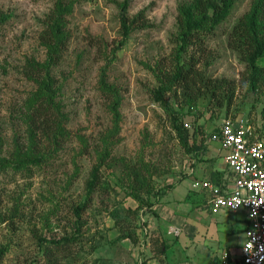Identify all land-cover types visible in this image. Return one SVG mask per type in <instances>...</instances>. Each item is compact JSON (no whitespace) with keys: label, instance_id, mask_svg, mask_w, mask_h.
I'll return each mask as SVG.
<instances>
[{"label":"rangeland","instance_id":"rangeland-1","mask_svg":"<svg viewBox=\"0 0 264 264\" xmlns=\"http://www.w3.org/2000/svg\"><path fill=\"white\" fill-rule=\"evenodd\" d=\"M63 1L72 12L62 22L66 37L50 68L60 105V114L52 113L63 134L47 139L36 133L32 141L24 105L39 75L31 78L28 63L48 61L42 38L57 0H0V10L11 15L0 27V161L9 164L0 171L1 264H167L155 210L163 196L193 178L191 171L195 181H225L228 170L225 176L218 170L223 159L212 154L221 152L210 140L225 118L248 117L264 135V83L254 91L247 63L231 46L254 0H235L231 15L205 37L202 63L210 62L209 76L235 83L234 104L219 110L202 102L191 111L173 93L155 101L153 70L161 61L170 64L179 47V7L192 0H132L124 13L133 19L143 12L144 27L119 50L126 0ZM176 116L197 133L187 143L174 126ZM17 145L43 157L38 166L14 165ZM194 146L200 151L191 152ZM96 167L100 184L87 200L86 182ZM86 201L78 220L77 208ZM185 203L208 211L207 195L192 187ZM129 234L136 242L123 238ZM64 237L76 240L53 258L39 241ZM232 239L231 246L242 235Z\"/></svg>","mask_w":264,"mask_h":264},{"label":"trees","instance_id":"trees-1","mask_svg":"<svg viewBox=\"0 0 264 264\" xmlns=\"http://www.w3.org/2000/svg\"><path fill=\"white\" fill-rule=\"evenodd\" d=\"M131 2L132 0H126L124 5H121L123 12L121 15L122 40L117 50L122 49L128 43L135 29L144 27V24H142L144 22L142 20L143 12L133 19L124 13ZM234 5L235 0H192L190 4L179 7L180 36L177 41L179 47L171 56L170 64L161 61L158 63V67L153 70L159 81V87L153 92L155 101L164 103V95L173 93L174 97L181 101V104L187 106L190 111L199 107L202 102H205L208 107L214 105L219 110L231 108L235 101V83L225 78L209 76L206 67L210 65V62L207 61L204 64L202 59L203 57L206 58L204 56L207 50L205 37L231 15ZM70 12H72L71 4H67L63 0H57L56 9L49 18L48 30L42 38L43 44L48 49V61L46 64L38 63L36 60L28 63L31 74L33 73L31 78L39 75V78H34L38 84V89L24 105L27 113L25 120L29 124L32 141L35 139L36 133L42 134L47 139H55V137L58 139L63 134L58 115L55 112V115L52 113V110H57L60 114V105L56 101V89L50 68L58 61L61 45L66 37L63 33L64 24L62 22L65 21L66 15ZM10 19V14L0 10V27ZM140 20L142 21L140 22ZM231 46L240 52L243 60L247 63L250 85L254 91H258L261 84L264 83V67L260 66V62L264 60V0H254L250 12L235 26L231 35ZM106 88L108 91L113 90L108 85H106ZM119 103L116 100L115 112H118ZM166 109L171 111V108L169 110L166 107ZM184 111L183 108L180 113ZM177 121L176 116L174 117V126L183 141L187 143L196 136L197 133H191L182 124L180 126ZM218 131L219 128L215 133H218ZM53 133L55 137H52ZM2 145L0 139V152L2 151ZM194 149L200 151V148L194 146L190 148L191 152ZM13 158L15 160L14 165L22 168L32 165L38 166L43 157L24 152V149L17 145L13 152ZM7 164L8 162L1 160L0 171L5 170ZM99 184V167H96L86 182L87 200L91 198ZM86 206L87 201L83 207L77 208L78 220L81 219L80 212ZM123 238L136 240L131 234ZM72 240L75 241L76 239L67 237L58 240L39 238L41 245L48 246V256L51 255V258L67 250L69 243L74 242ZM2 258L3 252L0 251V264Z\"/></svg>","mask_w":264,"mask_h":264},{"label":"built area","instance_id":"built-area-1","mask_svg":"<svg viewBox=\"0 0 264 264\" xmlns=\"http://www.w3.org/2000/svg\"><path fill=\"white\" fill-rule=\"evenodd\" d=\"M210 140L225 151L223 160L232 178L222 185L194 181L193 190L207 195L214 215L245 213L240 264H264V135L248 117L236 116L225 118Z\"/></svg>","mask_w":264,"mask_h":264},{"label":"crops","instance_id":"crops-1","mask_svg":"<svg viewBox=\"0 0 264 264\" xmlns=\"http://www.w3.org/2000/svg\"><path fill=\"white\" fill-rule=\"evenodd\" d=\"M221 153L212 152L220 157L225 154L220 144ZM223 153V154H222ZM222 167L218 169L226 175V165L220 161ZM195 178V174L188 173ZM194 174V175H193ZM193 178H191L193 180ZM223 178V177H222ZM222 185L232 178L228 171ZM185 180L167 192L155 210L163 223V251L167 264H240L241 249L246 241L247 221L245 213H230L223 211L214 215L208 206V211H197L185 203L188 189L195 180ZM192 181V182H191ZM195 191V190H194ZM196 192V191H195ZM204 194V193H203ZM206 195V194H205ZM180 203V204H179ZM242 214V215H240ZM242 240L235 242L232 238ZM238 245V246H237ZM241 245V246H240ZM240 247V248H239Z\"/></svg>","mask_w":264,"mask_h":264}]
</instances>
